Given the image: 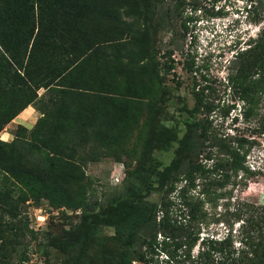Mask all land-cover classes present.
Here are the masks:
<instances>
[{"label":"rangeland","instance_id":"1","mask_svg":"<svg viewBox=\"0 0 264 264\" xmlns=\"http://www.w3.org/2000/svg\"><path fill=\"white\" fill-rule=\"evenodd\" d=\"M95 1L97 8L88 10L86 2L73 0L74 9L59 18L50 47H58L61 63L55 70L42 68L41 86L30 91L23 89L24 79L0 80V118L6 120L0 143L33 171L0 164V264H121L122 229L104 210L124 198L125 170L140 160L150 131L168 141L151 151L149 166L161 168L174 157L191 119L181 105L193 106V82L205 104L192 117L202 121L205 133L191 157L212 177L220 172L221 144L243 138L249 172L238 170L224 190L229 202L264 204V100L244 117L233 83L237 56L264 27V0ZM143 32L151 54L128 61L144 51L123 43ZM164 49L172 50L174 78L161 67ZM183 56L191 71L183 69ZM145 199L159 200L157 193ZM208 228L217 236L224 231L220 224ZM76 238L87 244L78 257L71 246ZM160 240L151 238L158 242L154 248L142 243L144 258L130 264H168ZM62 243L64 251L54 246Z\"/></svg>","mask_w":264,"mask_h":264},{"label":"trees","instance_id":"2","mask_svg":"<svg viewBox=\"0 0 264 264\" xmlns=\"http://www.w3.org/2000/svg\"><path fill=\"white\" fill-rule=\"evenodd\" d=\"M80 1L86 2L88 10L97 8L95 0ZM248 1L259 5L263 2ZM73 3V0H0V80L24 79L23 89L30 91L41 86L42 68L46 65L47 69L55 70L61 63L58 47L52 50L50 46L54 45L56 32L62 23L59 18L63 19L74 9ZM100 8L106 9L104 3ZM131 10L141 15L144 13L134 6ZM125 23L130 26V23ZM137 35V40L129 36L123 43H135L144 51L128 57L127 60L132 59L134 63L147 59L151 54V49L145 44L144 32ZM19 49L23 51L21 54ZM160 55L163 71L174 78L172 50L164 49ZM237 58L239 66L233 83L245 117L255 114L259 102L264 100V27L254 45ZM38 61L42 62L40 67H37ZM34 66L37 68L32 73ZM140 67H145V62H141ZM182 67L191 71L184 56ZM174 84L178 87L181 81L175 78ZM196 85L193 82V106L181 105L191 119L184 123V132L177 140L174 157L161 168L149 166L151 151L168 141L164 133L157 136L150 131L143 141L140 160L125 170L121 185L125 191L124 198L106 205L104 212L108 221L122 229L118 233L119 241L125 246L120 255L121 264L142 260L144 255L139 250L140 245L145 243L156 247L158 242L151 241L156 234L161 236L160 243L165 249L168 264H264V204L229 202L230 194L224 190L229 178L238 170L249 172L245 166V140L221 144L222 162L216 168L220 172L212 177V172L191 157L199 147L197 138L205 133L202 121L192 117L205 104L194 88ZM4 122L6 120L0 118V129ZM0 164L20 173H33L22 162L14 160L1 143ZM151 193H157L159 200H146L145 196ZM220 199L224 200L218 205ZM86 217L89 215H85L83 221ZM210 223L223 226V234L217 236L214 231L210 232ZM87 229V226L83 228L84 233ZM75 242H71V246L78 257L83 255L87 244L85 239L76 238ZM54 246L64 251L67 244Z\"/></svg>","mask_w":264,"mask_h":264}]
</instances>
